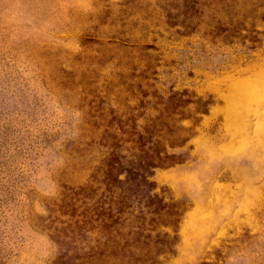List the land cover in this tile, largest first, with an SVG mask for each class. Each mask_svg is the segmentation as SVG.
Wrapping results in <instances>:
<instances>
[{"label":"rangeland","instance_id":"374dc122","mask_svg":"<svg viewBox=\"0 0 264 264\" xmlns=\"http://www.w3.org/2000/svg\"><path fill=\"white\" fill-rule=\"evenodd\" d=\"M0 264H264V0H0Z\"/></svg>","mask_w":264,"mask_h":264}]
</instances>
